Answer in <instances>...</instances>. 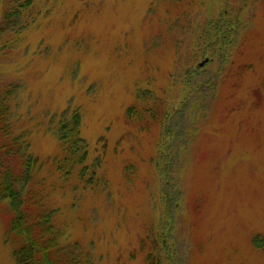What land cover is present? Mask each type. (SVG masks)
<instances>
[{"label":"rangeland","instance_id":"obj_1","mask_svg":"<svg viewBox=\"0 0 264 264\" xmlns=\"http://www.w3.org/2000/svg\"><path fill=\"white\" fill-rule=\"evenodd\" d=\"M45 5L0 53V85L16 90L0 99L23 184L69 250L90 264H264V0ZM221 19L229 47L213 37ZM14 210L0 198V264H17Z\"/></svg>","mask_w":264,"mask_h":264},{"label":"trees","instance_id":"obj_2","mask_svg":"<svg viewBox=\"0 0 264 264\" xmlns=\"http://www.w3.org/2000/svg\"><path fill=\"white\" fill-rule=\"evenodd\" d=\"M46 2L47 0H0L1 59L21 43V36L27 28L37 24ZM223 20H219L220 25L213 37L218 45L223 47L227 43L229 47L234 26L223 23ZM240 46L241 44L234 42L231 50H237ZM200 67L198 65L197 69H202ZM0 92L13 96L16 90L11 86L0 85ZM8 111L7 98L3 97L0 99V198L8 199L11 206L17 204L19 207V210H14L15 217L9 228V238L16 244L14 257L17 264H90L87 255L83 257L65 245L64 232L49 217L50 210L43 204L44 200L37 193V187L32 188L31 184L25 187L23 184L26 179L23 173L27 165L26 153H13L16 147L15 137L9 132ZM74 160L76 155L71 154V161ZM168 163H172L170 158ZM28 188H32L31 193L26 192ZM150 261L152 264V259Z\"/></svg>","mask_w":264,"mask_h":264},{"label":"flooded vegetation","instance_id":"obj_3","mask_svg":"<svg viewBox=\"0 0 264 264\" xmlns=\"http://www.w3.org/2000/svg\"><path fill=\"white\" fill-rule=\"evenodd\" d=\"M206 62H209V59L208 58H206Z\"/></svg>","mask_w":264,"mask_h":264},{"label":"water","instance_id":"obj_4","mask_svg":"<svg viewBox=\"0 0 264 264\" xmlns=\"http://www.w3.org/2000/svg\"><path fill=\"white\" fill-rule=\"evenodd\" d=\"M203 65H204V63L201 64V66H203Z\"/></svg>","mask_w":264,"mask_h":264}]
</instances>
